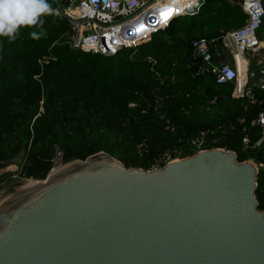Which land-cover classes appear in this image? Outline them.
Instances as JSON below:
<instances>
[{
    "label": "trees",
    "instance_id": "1",
    "mask_svg": "<svg viewBox=\"0 0 264 264\" xmlns=\"http://www.w3.org/2000/svg\"><path fill=\"white\" fill-rule=\"evenodd\" d=\"M244 21L239 5L204 0L197 14L113 56L71 48V25L55 15L19 26L15 39L0 34V162L20 156L25 178L44 180L58 156L67 164L103 151L149 170L163 167L165 154L224 148L258 166L255 194L264 211V134L255 122L264 90H254L253 103L230 99L233 84H217L212 72L196 75L192 59V40Z\"/></svg>",
    "mask_w": 264,
    "mask_h": 264
},
{
    "label": "water",
    "instance_id": "2",
    "mask_svg": "<svg viewBox=\"0 0 264 264\" xmlns=\"http://www.w3.org/2000/svg\"><path fill=\"white\" fill-rule=\"evenodd\" d=\"M246 79L256 88L264 67ZM0 164L25 178L22 157ZM257 176L254 162L213 148L149 170L101 151L11 181L0 190V264H264Z\"/></svg>",
    "mask_w": 264,
    "mask_h": 264
},
{
    "label": "built area",
    "instance_id": "3",
    "mask_svg": "<svg viewBox=\"0 0 264 264\" xmlns=\"http://www.w3.org/2000/svg\"><path fill=\"white\" fill-rule=\"evenodd\" d=\"M245 15L242 26L229 31H220L210 39L197 38L191 41L192 59L196 64V75L212 72L217 84L232 83V96L247 98L255 102L252 88L247 86L248 65L240 69L239 61L247 59L249 52L262 47L258 30L264 24L262 0H238ZM51 9L46 15L65 19L73 30L71 48L84 52L113 56L118 51L134 48L147 42L165 30L177 18L192 16L199 12L204 0H44ZM161 13L167 19L163 18ZM221 46L231 53L234 66L213 62L212 51ZM201 61V64H199ZM240 77H242L240 80ZM264 90V82L257 86ZM263 128L264 111L256 118ZM244 142H247L244 139ZM202 140L196 142L199 148ZM176 159V158H175ZM171 159L165 154L160 162L167 164ZM157 164L153 168H157Z\"/></svg>",
    "mask_w": 264,
    "mask_h": 264
},
{
    "label": "clouds",
    "instance_id": "4",
    "mask_svg": "<svg viewBox=\"0 0 264 264\" xmlns=\"http://www.w3.org/2000/svg\"><path fill=\"white\" fill-rule=\"evenodd\" d=\"M50 11L44 0H0V34L15 39L19 26L35 24L39 14Z\"/></svg>",
    "mask_w": 264,
    "mask_h": 264
},
{
    "label": "rangeland",
    "instance_id": "5",
    "mask_svg": "<svg viewBox=\"0 0 264 264\" xmlns=\"http://www.w3.org/2000/svg\"><path fill=\"white\" fill-rule=\"evenodd\" d=\"M262 27L259 28L258 33L260 36L263 35V37H264V31H263ZM262 41H263L262 47H260V49L257 52H249L246 56L247 58H249V60L248 59L247 60H248V62L250 61L251 65H255L259 61H260V65L264 64V40H262ZM258 89L259 88L256 87L253 89V91L258 90ZM64 165L65 164L61 163L60 158L58 156L55 159L54 166H53L52 170L49 172V174L53 173L54 170L56 171V170L61 169ZM20 172H21V166H17L14 164H10L6 167L0 168V176H3L4 174L10 173V176L7 178V180L4 183L0 184V190L2 188H4L6 185H8L11 181H14V180H24L25 182L35 181L34 179H26V178L22 179V178H20Z\"/></svg>",
    "mask_w": 264,
    "mask_h": 264
},
{
    "label": "crops",
    "instance_id": "6",
    "mask_svg": "<svg viewBox=\"0 0 264 264\" xmlns=\"http://www.w3.org/2000/svg\"><path fill=\"white\" fill-rule=\"evenodd\" d=\"M261 40H264V37H263V36H262V39H261ZM262 42H263V41H262ZM222 50H223V48H222L221 46L216 47V48L213 49V51H212V55H213V62H214L215 64H220V63H222V62L224 61ZM250 55H251V54H250ZM250 55H249V56H250ZM249 56H248V57H249ZM247 59L249 60V58H247ZM247 59H246V64L248 65V69H249V70H251V68H252L253 66H263V65H264V64H261V65H260V61L257 62L255 65H251L250 61L248 62Z\"/></svg>",
    "mask_w": 264,
    "mask_h": 264
},
{
    "label": "bare ground",
    "instance_id": "7",
    "mask_svg": "<svg viewBox=\"0 0 264 264\" xmlns=\"http://www.w3.org/2000/svg\"><path fill=\"white\" fill-rule=\"evenodd\" d=\"M261 45H262V44H261ZM244 63H246V60H245V59H244L243 61H241V60L239 61L240 69L243 68ZM241 78H242V77H240V80H242ZM57 171H58V170H56V171L54 170L53 173H51V175L54 174V173H56Z\"/></svg>",
    "mask_w": 264,
    "mask_h": 264
},
{
    "label": "snow or ice",
    "instance_id": "8",
    "mask_svg": "<svg viewBox=\"0 0 264 264\" xmlns=\"http://www.w3.org/2000/svg\"><path fill=\"white\" fill-rule=\"evenodd\" d=\"M161 15H162L163 18L167 19V17L164 16V13H161Z\"/></svg>",
    "mask_w": 264,
    "mask_h": 264
}]
</instances>
